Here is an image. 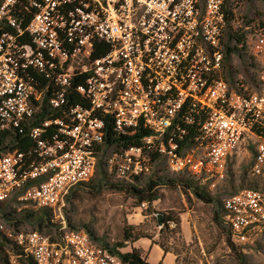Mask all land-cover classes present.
Masks as SVG:
<instances>
[{
  "label": "built area",
  "instance_id": "obj_1",
  "mask_svg": "<svg viewBox=\"0 0 264 264\" xmlns=\"http://www.w3.org/2000/svg\"><path fill=\"white\" fill-rule=\"evenodd\" d=\"M226 1L0 0V21L15 30L0 37V128L34 143L0 155V202L62 210L70 192L94 178L101 157L128 182L151 174L153 158L163 157L172 172L215 191L248 145L249 171L264 178V65L252 91L224 78ZM23 9L32 15L25 27ZM247 43L264 56L263 30ZM81 77L86 82L77 84ZM76 96L89 106L72 103ZM43 106L60 115L42 119ZM108 126L148 135L103 156ZM223 209L233 242L264 231V187L240 189ZM54 217L55 239L1 221L0 230L37 264H131Z\"/></svg>",
  "mask_w": 264,
  "mask_h": 264
},
{
  "label": "rangeland",
  "instance_id": "obj_2",
  "mask_svg": "<svg viewBox=\"0 0 264 264\" xmlns=\"http://www.w3.org/2000/svg\"><path fill=\"white\" fill-rule=\"evenodd\" d=\"M230 4V9L234 13V20L231 22L234 29H245L250 25L248 31L251 33L264 31V0H231ZM248 20L251 24H247ZM263 65L264 56L255 55L251 46H248L243 57L233 55L227 66V68L231 66L233 70L235 82L231 85L239 90L256 89L257 81L253 82L252 77L258 78ZM248 147L242 146L231 159L230 176L221 190L222 203L228 195L227 192L233 190L232 178L235 179L238 190L249 187L246 186L247 183L242 187L239 178L241 167L247 165L248 169L253 160ZM163 168L165 173L173 174L166 163ZM105 169L109 171L107 166ZM109 174L111 180L119 179L110 171ZM261 181L264 183V178H261ZM160 193L162 198L152 205L136 206V200L124 192L103 189L100 193L93 194L89 191H80L77 199L70 203L66 201L64 208L56 209L54 215L58 217L63 215L65 220L69 219L79 229L91 228L98 237L110 244L123 241L128 232L133 235H146L136 242L131 240L126 242L122 252L131 251L133 247L141 248L150 263L239 264L228 242L227 231L225 232L214 221V205L206 204L193 195L189 198L176 188L163 187ZM28 206L33 205L27 203L14 207L20 210ZM159 214L172 215L179 219V224H172L170 228L160 226ZM0 221L4 220L0 217ZM3 223L12 228L6 221ZM22 229L29 231L35 230V227L26 225ZM53 234L55 235V230ZM161 245L170 252L166 253ZM235 246L244 250L248 264H264V231L245 246Z\"/></svg>",
  "mask_w": 264,
  "mask_h": 264
},
{
  "label": "trees",
  "instance_id": "obj_3",
  "mask_svg": "<svg viewBox=\"0 0 264 264\" xmlns=\"http://www.w3.org/2000/svg\"><path fill=\"white\" fill-rule=\"evenodd\" d=\"M252 1V0H248ZM231 0L226 1V14L225 18L227 21L226 24V33L224 37V51H225V62H224V78L229 83H234L233 79V70L230 66L231 59L233 55H237L239 57H243L248 49V36L251 32L248 25L245 29H234L232 26V21L234 20V13L230 9ZM231 5V4H230ZM24 10V9H23ZM22 14V13H21ZM24 14L26 15L23 26L25 27L29 20L31 19V14L27 13L24 10ZM247 24H251V21L248 20ZM15 30L7 24L5 21H0V37L5 32L13 33ZM24 42H30L31 38L26 35L22 38ZM108 49H106L107 51ZM104 54L103 51H97L95 53L96 57H100ZM258 79V78H257ZM257 79L252 77V81L256 82ZM86 79L81 77L77 79V84H84ZM72 103H82L86 107L89 106V102L87 100L82 99L79 96H76L72 99ZM59 109H53L47 106L42 107L41 118H55L60 115L58 113ZM106 143L104 145L102 155L105 156L111 146H115V148H128L130 146H136L141 144V140L148 135V131L142 130L136 135L128 136L123 134H117L111 126H108ZM34 145L33 141L24 134H19L16 131L4 130L0 128V155L14 151L20 150L25 151L28 148ZM253 158V157H252ZM253 163L251 161L249 168L247 169V165H243L241 167L240 180L242 183V187L246 185L249 187H264V183L261 181V177L253 176L250 173V167ZM153 171L151 174L138 178L135 182H128L122 179L111 180L109 171L106 170V164L104 163L103 157L100 158L99 164L97 167L96 174L94 179L90 182L78 184L68 195L67 202L70 203L73 199H77L80 196V191H89L90 193L97 194L100 193L103 189H110L119 192H124L129 195L133 199L136 200V206H141L143 203H147L148 205H152L155 201L162 198V194L160 193V189L163 187L167 188H176L181 190L185 195L189 198L193 195L198 200L206 203L212 204L215 206L214 209V221L215 223L225 230L226 235H228V242L231 246V250L239 264H248L247 255L243 249L240 247H236L235 245L245 246L246 244H237L233 242L230 234V229L224 223V209L223 203L221 200L222 195V187L226 184H222L215 191H210L205 188V186L201 185L196 179L192 177H185L182 174L174 173L169 174L165 173V168L163 165L165 164V159L163 157L155 156L153 158ZM234 175V174H233ZM230 176V175H229ZM229 178V177H228ZM231 187L233 190L227 192L230 196L239 191L235 185V179H231ZM21 204H27V202L19 201L17 198H11L8 201L0 202V217L9 223L12 226V229L20 232L27 231L22 229L24 226H33L35 230H39L43 233L49 234L55 239L56 235H59V224L54 220V212L52 209L48 208H35L33 206L24 207L23 209H17L14 206L18 207ZM162 215L158 217V220L162 219L163 226L166 228H170L172 224H179V219L173 217L172 215L167 214H159ZM3 221V222H4ZM68 223L70 227L74 229H79L78 226L72 223L68 219ZM55 230V235L53 231ZM87 232L90 236L101 245L109 248L113 253L119 254L124 261L129 262L131 264H154L147 261L143 254V250L141 248L133 247L131 251L122 252L121 249L126 247V242L132 241L136 242L141 238L146 237V235L127 233L126 237L123 241L117 242L114 244L108 243L106 240L98 237L96 233L89 227H86ZM158 244V243H157ZM162 246V245H161ZM163 247V246H162ZM166 253L170 252L168 249L163 247ZM12 257L16 258V262H13ZM0 264H37L32 257L26 256L24 250L21 246H19L15 241L9 238L3 231L0 230ZM160 264V263H158Z\"/></svg>",
  "mask_w": 264,
  "mask_h": 264
},
{
  "label": "water",
  "instance_id": "obj_4",
  "mask_svg": "<svg viewBox=\"0 0 264 264\" xmlns=\"http://www.w3.org/2000/svg\"><path fill=\"white\" fill-rule=\"evenodd\" d=\"M162 215H158V217H161ZM160 222V226H163V222H162V219L159 220Z\"/></svg>",
  "mask_w": 264,
  "mask_h": 264
}]
</instances>
